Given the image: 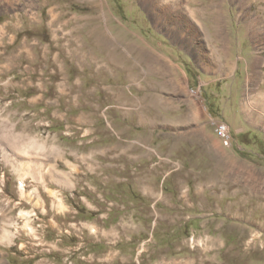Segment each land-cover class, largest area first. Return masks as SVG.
Instances as JSON below:
<instances>
[{"label":"rangeland","instance_id":"1","mask_svg":"<svg viewBox=\"0 0 264 264\" xmlns=\"http://www.w3.org/2000/svg\"><path fill=\"white\" fill-rule=\"evenodd\" d=\"M4 2L0 264H264V213L184 149L197 82L160 60L187 29L264 36V0Z\"/></svg>","mask_w":264,"mask_h":264},{"label":"crops","instance_id":"2","mask_svg":"<svg viewBox=\"0 0 264 264\" xmlns=\"http://www.w3.org/2000/svg\"><path fill=\"white\" fill-rule=\"evenodd\" d=\"M205 32L206 40L197 42L202 32L185 30L184 47H164L166 59H160L165 61L173 54L181 68L190 71V76L186 72L188 85L197 82V89L191 88L195 92L184 89L185 107L178 112L187 137L180 142L186 144L185 150L193 151L204 174H212L220 166L227 183L243 182L241 188L225 193L227 198L243 199L242 212L247 211L243 205L254 200L250 212L264 213V150L253 145L264 144V36L248 31ZM212 98L217 101L215 110L207 104ZM219 118L231 128V148L226 149L221 134L214 131L213 121ZM220 153L225 158L222 164L216 160Z\"/></svg>","mask_w":264,"mask_h":264},{"label":"built area","instance_id":"3","mask_svg":"<svg viewBox=\"0 0 264 264\" xmlns=\"http://www.w3.org/2000/svg\"><path fill=\"white\" fill-rule=\"evenodd\" d=\"M213 124L214 129L221 134V141L228 143V147H232L234 144V137L227 121L224 119H216L213 121Z\"/></svg>","mask_w":264,"mask_h":264},{"label":"bare ground","instance_id":"4","mask_svg":"<svg viewBox=\"0 0 264 264\" xmlns=\"http://www.w3.org/2000/svg\"><path fill=\"white\" fill-rule=\"evenodd\" d=\"M4 1V0H0V3ZM7 1H12V0H6V3ZM5 3V2H4ZM5 3V4H6ZM8 5V4H7ZM2 6V5H1ZM21 140V139H20ZM34 141H32L33 144L36 143L35 139H33ZM21 143V142H20ZM28 146V145H27ZM24 151V155L26 154H29L27 150L23 149ZM20 155V154H19ZM31 156V155H30ZM23 156H17L16 158L19 160V164L18 162L16 163L17 165H19V168L17 169L19 173H21V176L24 174V171L27 169L28 171H30V173H32L34 175V177L37 179V180H41L42 179V170L39 166H33V167H30V168H24L23 166H21L20 164H22V162L20 160H22ZM27 157V156H26ZM26 157H23L25 160H26ZM32 161L31 157H29V163ZM24 162V161H23ZM27 162V161H26Z\"/></svg>","mask_w":264,"mask_h":264}]
</instances>
